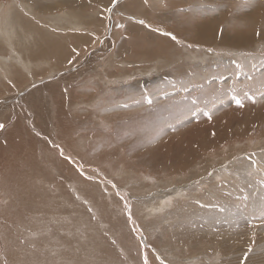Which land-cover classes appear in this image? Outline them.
<instances>
[{"label": "rangeland", "instance_id": "374dc122", "mask_svg": "<svg viewBox=\"0 0 264 264\" xmlns=\"http://www.w3.org/2000/svg\"><path fill=\"white\" fill-rule=\"evenodd\" d=\"M0 38V264H264V0H0Z\"/></svg>", "mask_w": 264, "mask_h": 264}, {"label": "snow or ice", "instance_id": "6c2138e0", "mask_svg": "<svg viewBox=\"0 0 264 264\" xmlns=\"http://www.w3.org/2000/svg\"><path fill=\"white\" fill-rule=\"evenodd\" d=\"M113 3H115V0H113ZM145 3H147V0H145ZM108 11H111V9H108ZM138 23H139V24H145V21H144V20H139ZM120 27H123V25H120ZM149 27H150V26H149ZM153 31H160V29H153ZM161 34H162V35H165V36H169L173 41H177V42L179 43V41L177 40V37H176L174 34H172V33H170V32H161ZM237 67H240V66L237 65ZM147 102H148L149 104H151V103H152L151 98H148V101H147ZM236 103H237L239 106L243 107V103H242V101L237 100ZM208 118L211 119V115H209ZM3 128H4V125H3V124H0V129H3ZM61 155H63V151H61ZM253 155H254V154H253ZM69 159H71V158L69 157ZM253 163H255V162H253ZM89 179H91V177H89ZM261 184H264V180L261 181ZM113 187H115V185H113ZM117 194H119V193H117ZM244 198L247 199V197H244ZM197 203H199V201H197ZM125 206L128 207L127 204H126ZM221 211H224V209L221 208ZM260 213H261V215H260V219H261L262 222H264V198L261 199ZM129 219H131L130 208H129ZM251 251H252V249H249V252H251ZM247 258H248L247 255H245V256L243 257V259H244L245 261L247 260ZM156 259L159 260L160 264H166V261H165L164 259H162L159 255L156 256ZM143 264H149L148 254H147L146 252L143 254Z\"/></svg>", "mask_w": 264, "mask_h": 264}, {"label": "bare ground", "instance_id": "6f19581e", "mask_svg": "<svg viewBox=\"0 0 264 264\" xmlns=\"http://www.w3.org/2000/svg\"><path fill=\"white\" fill-rule=\"evenodd\" d=\"M131 4V3H130ZM127 5V4H126ZM137 5V4H136ZM135 5V6H136ZM128 7V9H129V7H131V6H127ZM9 8V7H8ZM4 9V8H3ZM132 9V8H131ZM6 10V9H5ZM7 11V10H6ZM32 12V11H31ZM77 12V11H76ZM6 13V12H5ZM8 13H9V11H8ZM4 14V13H3ZM161 13H159V15H160ZM161 16V15H160ZM9 17H7L6 19H5V23H9ZM11 21V20H10ZM11 24H12V22H11ZM2 27H4V26H2ZM132 27V26H131ZM8 28V32H11V30H12V27H7ZM77 28V27H76ZM79 28V27H78ZM136 28V27H135ZM137 29V28H136ZM130 33V32H129ZM5 34V33H4ZM4 34H1V35H4ZM131 34V33H130ZM7 36V35H6ZM10 36V35H9ZM8 37V36H7ZM77 37V46H75V47H77V48H79L82 44H85V42H87V40H86V38H88V37H82V36H76ZM75 37V38H76ZM91 37V36H90ZM0 39H3V38H0ZM89 39V38H88ZM5 41V40H4ZM13 42V41H12ZM12 42L10 41V45L9 46H11L12 45ZM127 41H125V43H126ZM0 43H1V40H0ZM7 43V42H6ZM9 43V42H8ZM124 43V42H123ZM7 45V44H6ZM14 45V44H13ZM12 45V46H13ZM117 45V44H116ZM125 48H126V45L124 46ZM119 48L121 49L122 48V43L119 45ZM142 50V49H141ZM129 51V50H128ZM136 51V50H135ZM3 53V52H2ZM10 53H12V52H10ZM123 55V54H122ZM65 56H64V54H62V55H59L58 56V64H62L63 62H65L66 60H65V58H64ZM72 57H73V55H72ZM167 57V56H166ZM2 59V58H1ZM15 59V58H14ZM74 59V58H73ZM4 60V59H3ZM3 60H0V62H3ZM6 60V59H5ZM76 61V60H75ZM19 63V62H18ZM195 66V65H194ZM2 67L4 68V67H6L4 64L2 65ZM1 66H0V70H2L3 68H2ZM12 67V66H11ZM196 67V66H195ZM29 69H30V67H29ZM177 69H179V70H177ZM177 69H175V70H177V72L179 71V75L180 74H182L183 75V73H182V70H181V68L180 67H177ZM7 70H10V69H7ZM199 70V69H198ZM16 71V70H15ZM7 72H9V71H7ZM2 73V72H1ZM6 73V72H5ZM9 74V73H8ZM178 74V73H177ZM174 75V74H173ZM177 76V75H176ZM188 76V75H187ZM181 77V76H180ZM176 78V77H175ZM174 78V79H175ZM182 78V77H181ZM12 81V80H11ZM19 82V81H18ZM180 83V82H179ZM11 84V83H10ZM17 84H19V83H17ZM178 84V83H177ZM181 86V85H180ZM183 86V85H182ZM7 87V86H6ZM190 87H191V85H190ZM1 90V89H0ZM3 90V89H2ZM51 90V89H50ZM105 90H103V89H100V92H101V94L102 95H104L105 94V92H104ZM194 97V96H193ZM128 109V108H127ZM59 111V110H58ZM61 111V110H60ZM62 112V111H61ZM59 115H60V113H59ZM62 116V115H61ZM60 118V117H59ZM69 119V118H68ZM63 120V119H62ZM64 121V120H63ZM38 124V123H37ZM66 124V123H65ZM65 128H66V126H65ZM18 138V137H17ZM31 143V142H30ZM177 191V190H176ZM175 196H177V194L175 195ZM178 196H179V194H178ZM172 198V197H171Z\"/></svg>", "mask_w": 264, "mask_h": 264}]
</instances>
